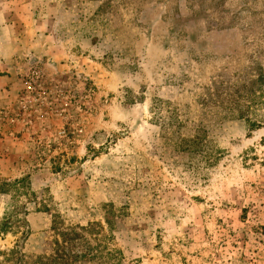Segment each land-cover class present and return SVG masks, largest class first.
<instances>
[{"label":"rangeland","instance_id":"1","mask_svg":"<svg viewBox=\"0 0 264 264\" xmlns=\"http://www.w3.org/2000/svg\"><path fill=\"white\" fill-rule=\"evenodd\" d=\"M263 138L264 0H0V264H264Z\"/></svg>","mask_w":264,"mask_h":264},{"label":"trees","instance_id":"2","mask_svg":"<svg viewBox=\"0 0 264 264\" xmlns=\"http://www.w3.org/2000/svg\"><path fill=\"white\" fill-rule=\"evenodd\" d=\"M197 140V139H196ZM264 142V138L262 139ZM29 182L26 179L14 180L12 182L0 183V194H13V206H10L0 220V235L12 232V229L19 224L24 227L25 220L17 219L18 215L26 216L27 210L25 206L15 208L16 200L23 196H29ZM15 204V205H14ZM52 230L55 237L49 242L51 254L28 258L21 253L19 243L16 242L13 249L3 256L14 264H106V258L102 254V244L100 234L97 232L99 228L95 224L87 226L66 227Z\"/></svg>","mask_w":264,"mask_h":264}]
</instances>
